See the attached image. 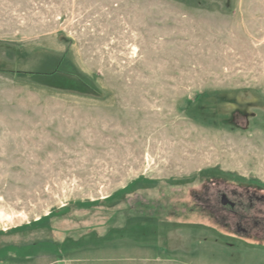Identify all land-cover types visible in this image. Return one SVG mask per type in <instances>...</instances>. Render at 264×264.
Instances as JSON below:
<instances>
[{
    "label": "rangeland",
    "instance_id": "374dc122",
    "mask_svg": "<svg viewBox=\"0 0 264 264\" xmlns=\"http://www.w3.org/2000/svg\"><path fill=\"white\" fill-rule=\"evenodd\" d=\"M0 264H264V0H0Z\"/></svg>",
    "mask_w": 264,
    "mask_h": 264
},
{
    "label": "flooded vegetation",
    "instance_id": "af4514ba",
    "mask_svg": "<svg viewBox=\"0 0 264 264\" xmlns=\"http://www.w3.org/2000/svg\"><path fill=\"white\" fill-rule=\"evenodd\" d=\"M222 201H223V205L225 204L226 206H228L230 209H234L235 208V204L231 203L230 201H227L224 197V195H222ZM224 205V206H225Z\"/></svg>",
    "mask_w": 264,
    "mask_h": 264
},
{
    "label": "trees",
    "instance_id": "16d2710c",
    "mask_svg": "<svg viewBox=\"0 0 264 264\" xmlns=\"http://www.w3.org/2000/svg\"><path fill=\"white\" fill-rule=\"evenodd\" d=\"M27 75V74H26ZM29 76H32V77H35V76H46V77H54L53 75L55 74H48V75H45V74H28Z\"/></svg>",
    "mask_w": 264,
    "mask_h": 264
}]
</instances>
